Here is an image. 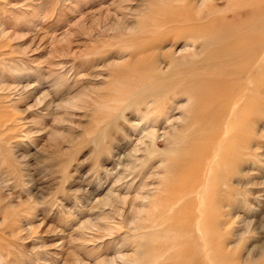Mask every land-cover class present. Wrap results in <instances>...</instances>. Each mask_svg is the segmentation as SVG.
<instances>
[{
    "label": "rangeland",
    "instance_id": "1",
    "mask_svg": "<svg viewBox=\"0 0 264 264\" xmlns=\"http://www.w3.org/2000/svg\"><path fill=\"white\" fill-rule=\"evenodd\" d=\"M219 1L0 0V264H187L188 234L158 224L181 219L195 163L175 158L212 125L189 124L183 85L170 103L149 94L135 61L163 35L191 60L198 43L166 17ZM260 99L211 210L227 264H264V72Z\"/></svg>",
    "mask_w": 264,
    "mask_h": 264
},
{
    "label": "bare ground",
    "instance_id": "2",
    "mask_svg": "<svg viewBox=\"0 0 264 264\" xmlns=\"http://www.w3.org/2000/svg\"><path fill=\"white\" fill-rule=\"evenodd\" d=\"M166 22L184 28L181 32L167 29V33L190 37L198 43L192 52L186 54V57L190 55L193 58L182 63L174 57L172 50H163V44L167 41L163 35L158 42L142 44L139 53L144 55L135 61V67L148 70L149 76L145 77L144 85L152 91L149 94L157 96L162 102L175 101L177 94L182 92L177 86L183 85V93L197 102L191 109L189 124L208 121L212 128L206 133L205 142H196V146L190 147L185 157L175 158L176 163L194 162L195 165L181 179L178 195L171 198L174 204H180L181 219L158 226L164 229L179 227L188 234L186 239L190 243L185 253L187 264H227V253L219 247L223 239L219 230L221 214L211 210L220 204L221 189L228 182V169L235 163L234 158L242 152L244 137L239 138L240 133L234 126L246 133L247 123L254 118L261 105L264 0H220L216 6L206 4L195 12L189 6L181 5L177 11L167 15ZM198 56L202 58L196 59ZM167 58H170L168 67H173L171 71L175 73L160 68L161 60ZM215 102L219 105H214ZM196 246L200 247L199 251Z\"/></svg>",
    "mask_w": 264,
    "mask_h": 264
}]
</instances>
